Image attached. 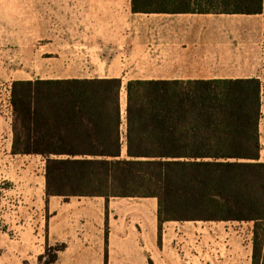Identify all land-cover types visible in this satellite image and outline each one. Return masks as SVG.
<instances>
[{"label": "trees", "instance_id": "1", "mask_svg": "<svg viewBox=\"0 0 264 264\" xmlns=\"http://www.w3.org/2000/svg\"><path fill=\"white\" fill-rule=\"evenodd\" d=\"M261 8L262 0L212 6ZM121 89L119 78L12 82L11 153L43 158L45 207L51 196L154 197L159 241L166 221L253 222L252 264H264L260 79L130 80L124 135ZM63 248L47 247L44 264Z\"/></svg>", "mask_w": 264, "mask_h": 264}, {"label": "crops", "instance_id": "2", "mask_svg": "<svg viewBox=\"0 0 264 264\" xmlns=\"http://www.w3.org/2000/svg\"><path fill=\"white\" fill-rule=\"evenodd\" d=\"M217 1L0 0V60L8 74L119 78L121 90L130 80L262 83L264 0L254 14L214 11ZM47 208L39 255L64 244L50 264H252L253 222L166 221L159 241L154 197L51 196Z\"/></svg>", "mask_w": 264, "mask_h": 264}, {"label": "rangeland", "instance_id": "3", "mask_svg": "<svg viewBox=\"0 0 264 264\" xmlns=\"http://www.w3.org/2000/svg\"><path fill=\"white\" fill-rule=\"evenodd\" d=\"M56 76H28L8 74L0 60V264H44L51 252H43L42 235L44 232L43 216L48 211L44 199V160L39 155H14L11 153L12 142V106L10 103L11 84L15 80L51 79ZM63 77V76H62ZM120 94L123 116L125 114L126 95ZM261 111L264 118V77L261 92ZM261 121V120H260ZM260 141L264 152V120L259 123ZM9 202H7V198ZM6 202V203H5ZM19 207V208H18ZM9 218L20 217L21 227L10 225ZM33 216L34 223L22 228L24 219ZM18 225V223H17ZM41 254V255H43Z\"/></svg>", "mask_w": 264, "mask_h": 264}, {"label": "water", "instance_id": "4", "mask_svg": "<svg viewBox=\"0 0 264 264\" xmlns=\"http://www.w3.org/2000/svg\"><path fill=\"white\" fill-rule=\"evenodd\" d=\"M121 113H122V109H121ZM123 114V113H122Z\"/></svg>", "mask_w": 264, "mask_h": 264}]
</instances>
